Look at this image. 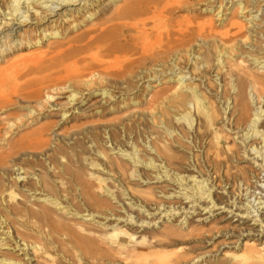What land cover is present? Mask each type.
<instances>
[{
    "label": "bare ground",
    "instance_id": "1",
    "mask_svg": "<svg viewBox=\"0 0 264 264\" xmlns=\"http://www.w3.org/2000/svg\"><path fill=\"white\" fill-rule=\"evenodd\" d=\"M39 1L0 0V62L5 61L11 52L23 51L35 45L33 30H23L22 27L49 20L48 11L39 9ZM57 1L69 4L79 0ZM187 1L133 0L127 6L104 15L101 24L82 32L75 44L65 50L60 49L48 59L49 64L45 62L44 52H40L20 55L9 63L5 71L0 69V228L7 235L14 233L17 245L21 247L22 244L29 250L28 264H264V236L257 240L248 239L236 245L234 252L227 251L221 256H214L213 250L198 251L203 244L196 242L207 241L208 236L206 225L201 223L189 221L184 228L179 229L165 227L143 235L139 241H133L130 237L119 240H115L114 236L110 239L106 235L97 237L83 225L63 223L55 216L51 205L64 203L62 198L73 185L76 190H80V195L89 193V184L79 177L76 170L83 149L76 138L78 133L62 136L55 131L52 134L54 141H51L46 137L50 128L43 126L16 138L20 129L49 117L46 110L59 106L54 98L60 93L70 89L72 94L69 99L75 101L80 92L76 87L78 79L98 75L109 84L129 90L130 81L148 71L150 66L156 68L168 60L179 66L180 62L187 59L193 64L194 72L190 76H194V79L185 85L187 73L179 75L182 88L178 94V110L191 126L192 121L186 111H191L189 105L193 106L198 130H204V133L199 132L196 136H202L207 158L215 163L211 170L213 173H207L204 179L202 174V183L199 185L197 182L190 189L196 194H200L201 190L210 192L211 188L206 191L209 179L213 174L214 178L220 177L217 176L218 170L234 162L235 151L231 149L227 153L217 139V126L221 121L225 127L232 122L239 124L236 129L242 132L244 145L249 148V152L252 150L258 156H254V161L259 163L260 172L264 173V121L258 123L264 117V17L257 14L261 9H257L250 20L253 29L249 33L239 34L246 24L239 16L232 15L229 20L232 29L225 36H220L230 42L239 39L240 48L220 44L212 34V21L196 25L187 20L176 21L165 33L160 32L148 39L151 30L157 31L163 22L171 20L168 17L170 10ZM107 2L104 5V0H86L81 8L93 17L97 12L120 3L119 0ZM244 2L238 0L236 4L244 9ZM52 3L55 4V0ZM48 10L53 13L57 7L49 6ZM67 16L74 17V14L72 12ZM16 25L18 29H14ZM7 26L8 29H5ZM79 26L76 24L74 28ZM232 30L235 31L229 36ZM47 31L45 28L42 33L49 35ZM242 46L246 49L243 50ZM235 49L239 52L235 53ZM202 66L207 71L213 68L217 70L215 77L220 78L222 86H217L216 93L210 88V78L205 84L208 90L202 87L201 82L195 81V71ZM32 73L38 78L23 86L18 84L19 78ZM222 73L225 74L224 80ZM8 76L13 79L6 82ZM254 95L257 109L252 104ZM14 109L19 112L8 113ZM254 116L258 121L253 119ZM158 126L162 127L163 124ZM167 128L170 130L171 126ZM92 129L91 126L79 131L92 138ZM161 134L158 132L151 140L160 141ZM253 137L252 143L246 145V141ZM179 143L183 146L181 141ZM150 144L157 156L148 154L147 160L132 150V158L146 166L161 160L166 178L171 176L183 185L185 182L190 185L188 179L192 175H183L185 171L181 168L182 163L170 153L168 147L164 143L162 148L155 143ZM165 152H168L166 157L162 154ZM244 152H247L246 149ZM247 155L251 156L250 153ZM259 157L261 159L258 162ZM177 164L179 167L174 166ZM193 177L192 182H196L197 177ZM219 189L223 190L224 187L218 185L216 191ZM136 192L141 194L142 191ZM37 194V198L42 201L32 200ZM221 198L218 194L212 197L207 208L209 205L218 209L226 208ZM259 199H262L258 203L259 209L263 210L264 199ZM241 207L246 208L241 213L247 214L248 218L257 212L256 218L252 215L250 220L245 218L243 222L258 220L259 227L264 226V214L258 213L250 202L243 203ZM76 213L81 212L76 210ZM216 221L219 222L220 218ZM208 238L210 241L211 237ZM5 259L0 257V263ZM8 264L27 263L10 259Z\"/></svg>",
    "mask_w": 264,
    "mask_h": 264
},
{
    "label": "rangeland",
    "instance_id": "2",
    "mask_svg": "<svg viewBox=\"0 0 264 264\" xmlns=\"http://www.w3.org/2000/svg\"><path fill=\"white\" fill-rule=\"evenodd\" d=\"M85 1L60 4L61 2L55 0L53 4L52 0H40L39 9L48 11L49 20L36 21L32 26L22 27L23 30H33L35 45L23 51L16 50L9 53L6 60L0 62L1 71H5L10 62L23 54L44 52L45 62L49 64L48 59L56 55L60 49L65 50L71 44H75L76 38L82 32L101 24L104 15L116 11L119 7L127 6L133 0H119L120 3L117 5L97 12L93 17L81 8ZM206 1L189 0L170 10L168 17L171 20L163 22L161 30H151L148 39L154 38L160 32L165 33V30L168 27L172 28L176 21L187 20L195 25L212 21V34L220 44L240 48L239 39L230 42L220 37L225 36L226 32L232 29L229 24L232 15L239 16L246 24L239 33L242 35L253 29L250 20L257 9H261L257 14L264 17V0H244V9L236 4L238 0H223L222 4L221 0H215L214 3H206ZM108 2L104 0V5ZM49 6L57 7V10L52 13L48 10ZM252 10L254 12L250 15ZM72 12L74 17H65ZM76 24L80 26L74 28ZM11 27L10 25L9 28ZM45 28L49 35L42 33ZM5 29H8V26ZM14 29H18V25ZM207 30L209 32L210 27ZM234 31L232 30L229 36ZM242 49L246 47L242 46ZM238 52L235 49V53ZM179 64L176 66L174 62L168 60L166 64H160L156 68L150 66L148 71L130 81L129 90H125L120 85L109 84L98 75L85 76L78 79L76 87L80 92L75 101L69 99L72 94L70 89L60 93L54 98V102L59 106L46 110L49 117L41 119L39 123L30 127L20 129L17 139L43 126L50 128L46 137L51 141H54L55 131L62 136H74V132L78 133L76 138L80 140L83 149L76 170L79 177L89 184V193L80 195V190H76L74 188L76 186L73 185L66 196H63L64 203L51 205L55 216L63 223L83 225L90 228L97 237L106 235L110 239L114 236L115 240L130 237L133 241H139L143 235L165 227L174 226L179 229L184 228L189 221L194 224L201 223L206 225L208 236L206 235L207 241L196 242L203 244L198 251L213 250L214 256H221L227 251L234 252L236 245L251 238L257 240L264 236V226L259 227L260 221L243 222L245 218L250 220L252 215L256 218L257 214L255 212L249 218L247 214L243 215L241 210L244 212L246 209L241 207L243 203L250 202L258 213L264 214V209H259L258 204L262 200L259 199L260 197L264 199V185H262L264 173L260 172L259 163L254 161V156L256 158L258 156L252 150L249 152V148L244 145L242 132L236 129L239 124L232 122L225 127L221 121L217 126L220 147L227 153L231 149L235 151L236 155L234 154L235 157L232 159L234 162L218 170L217 176L220 177L214 178L213 174L207 182L206 191L211 188L210 192L201 190L200 194H196L190 189L197 182L199 185L202 183L200 178L202 174L204 179L207 173H213L211 170L215 163L207 158L208 153L204 149L205 141L202 140V136H196L199 132L204 133V130H198L193 106L189 105L191 111H186L192 121L191 126L178 110V94L181 93L182 88L178 80L179 75L187 73L184 78L185 85L191 82L192 78L194 79V76H190L193 64L187 59ZM206 69L202 66L195 71L197 75L195 81L201 82L202 87L205 86L204 88L208 90L205 84H208L210 78V88L216 93L217 86H222L220 78L215 77L217 70ZM224 75L221 74L223 80ZM36 78L38 76L35 77L32 73L19 78L18 84L23 86ZM11 79L12 76H8L6 82ZM221 89L222 87L219 92L222 91ZM210 95L215 94L210 93ZM252 99L254 109H257L255 95ZM16 112L19 111L15 109L8 111V113ZM64 113H66L65 118ZM253 119L258 121L256 116ZM263 121L264 117L258 123L261 124ZM159 124L163 126L159 127ZM168 125L171 126L170 130L167 128ZM91 126L94 128L92 138L88 134L80 133L79 130H86V127ZM150 132L154 134L150 135ZM158 132L162 133L160 141L154 142L151 139ZM254 139L255 137L248 139L246 145H250ZM96 143L99 145L96 146ZM150 143H155L161 148L164 143L168 147L170 153L182 163L181 168L185 171L183 175L185 177L192 175L188 179L190 185L186 182L183 185L171 176L166 178L161 160L146 166L132 158V150L146 157L147 160H149L148 154L157 156ZM245 149L247 152H244ZM167 153L162 154L166 157ZM249 153L251 156L247 155ZM260 159L259 157L258 162ZM174 166L179 167V164ZM193 176L197 177L196 182H192ZM218 185L223 186L224 189L216 191ZM136 191L142 192L139 194ZM217 194L222 196L223 207L226 205V208L218 209L219 207L213 208L210 205L207 208V203ZM38 196L37 194L32 200L42 201L37 198ZM76 210L81 213H76ZM219 218L220 223L216 221ZM240 218L243 220L239 221ZM208 237H211L210 241ZM28 251L22 244L21 247L17 245L14 233L7 235L0 228V257L7 258L0 264H8L10 259L28 264Z\"/></svg>",
    "mask_w": 264,
    "mask_h": 264
}]
</instances>
